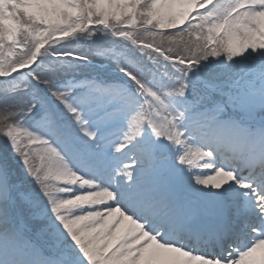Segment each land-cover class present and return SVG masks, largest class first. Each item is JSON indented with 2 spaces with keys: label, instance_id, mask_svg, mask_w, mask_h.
<instances>
[{
  "label": "snow or ice",
  "instance_id": "snow-or-ice-1",
  "mask_svg": "<svg viewBox=\"0 0 264 264\" xmlns=\"http://www.w3.org/2000/svg\"><path fill=\"white\" fill-rule=\"evenodd\" d=\"M0 264H264V0H0Z\"/></svg>",
  "mask_w": 264,
  "mask_h": 264
},
{
  "label": "rangeland",
  "instance_id": "rangeland-1",
  "mask_svg": "<svg viewBox=\"0 0 264 264\" xmlns=\"http://www.w3.org/2000/svg\"><path fill=\"white\" fill-rule=\"evenodd\" d=\"M6 147V142L3 137H0V152H2Z\"/></svg>",
  "mask_w": 264,
  "mask_h": 264
}]
</instances>
